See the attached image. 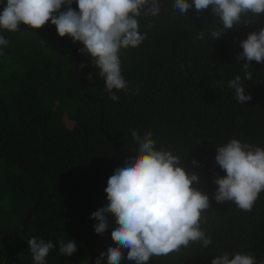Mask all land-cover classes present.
Segmentation results:
<instances>
[{
  "label": "trees",
  "instance_id": "obj_1",
  "mask_svg": "<svg viewBox=\"0 0 264 264\" xmlns=\"http://www.w3.org/2000/svg\"><path fill=\"white\" fill-rule=\"evenodd\" d=\"M160 3L158 16L139 17L143 42L120 52L129 87L113 90L118 101L109 98L91 56L78 51L83 44L59 36L50 21L39 29H0L9 41L0 46V264H34L27 243L33 236L54 244L46 264H95L114 244L116 224L109 213L108 229L97 234L90 215L107 205L108 178L138 149L132 129L151 131L157 148L172 150L197 173L193 186L211 205L201 225L212 241L207 248L191 242L147 264H211L225 252L264 260V191L251 211L214 199V180L226 175L215 161L217 146L237 138L264 147V62H251L248 80L245 60L237 59L240 41L264 28V13L212 40L209 32L222 25L211 7L197 12L193 5L181 15L174 0ZM5 4L0 0V11ZM71 7L78 11L76 0ZM237 75L252 97L244 104L228 87ZM68 239L77 251L61 255L59 241Z\"/></svg>",
  "mask_w": 264,
  "mask_h": 264
},
{
  "label": "clouds",
  "instance_id": "obj_2",
  "mask_svg": "<svg viewBox=\"0 0 264 264\" xmlns=\"http://www.w3.org/2000/svg\"><path fill=\"white\" fill-rule=\"evenodd\" d=\"M72 3L73 0H6L0 11V29L18 32L21 23L39 29L50 21L59 36L68 35L73 42L83 44L78 51L91 56L109 98L118 101L113 90L127 91L129 87L121 72L120 52L143 42L147 32H140L139 17L158 16L162 9L160 0H76L78 11L71 7ZM193 5L197 12L211 7L219 19L222 27L209 32L212 40L219 39L234 25L264 13V0H174L173 8L187 15ZM62 6H66L63 11ZM203 38V32L196 37ZM8 43L0 36V46ZM41 43L46 41L41 39ZM240 45L243 51L237 59L245 60L244 78L251 80V62H264V28L250 32ZM84 66L81 64L80 68ZM88 78H92L91 73ZM228 87L235 90L238 103L252 99L241 84V76L229 80ZM131 135L138 144L135 155L114 169L104 189L107 205L90 215L97 221L93 226L97 234L108 229L109 213L116 224L111 232L114 244L100 253L95 264H102L104 257L106 264H121L125 258L135 264H147L151 257L178 252L191 242H201L207 248L212 241L201 225L206 223L203 213L211 205L209 195L193 186L199 182L198 174L186 170L172 150L157 148L151 131L141 135L132 129ZM215 161L226 173L214 180L215 201L232 202L242 211H251L264 191V147L232 138L217 146ZM193 163L198 162L193 159ZM27 243L34 264H46L53 242L33 236ZM59 251L71 256L77 251L75 240L59 241ZM211 264H256V258L250 253L225 252L216 255Z\"/></svg>",
  "mask_w": 264,
  "mask_h": 264
}]
</instances>
